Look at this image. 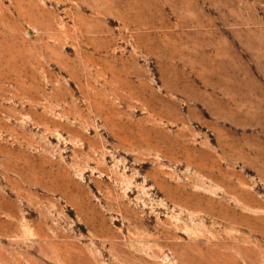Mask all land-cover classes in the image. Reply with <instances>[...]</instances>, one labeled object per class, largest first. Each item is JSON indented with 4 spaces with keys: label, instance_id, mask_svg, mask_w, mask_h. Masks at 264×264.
<instances>
[{
    "label": "rangeland",
    "instance_id": "374dc122",
    "mask_svg": "<svg viewBox=\"0 0 264 264\" xmlns=\"http://www.w3.org/2000/svg\"><path fill=\"white\" fill-rule=\"evenodd\" d=\"M0 264H264V0H0Z\"/></svg>",
    "mask_w": 264,
    "mask_h": 264
}]
</instances>
